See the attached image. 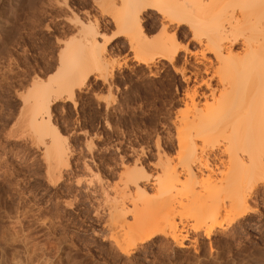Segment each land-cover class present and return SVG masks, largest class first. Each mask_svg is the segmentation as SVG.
I'll list each match as a JSON object with an SVG mask.
<instances>
[{
  "label": "rangeland",
  "instance_id": "374dc122",
  "mask_svg": "<svg viewBox=\"0 0 264 264\" xmlns=\"http://www.w3.org/2000/svg\"><path fill=\"white\" fill-rule=\"evenodd\" d=\"M95 1L101 2L0 0V264H11L15 254L19 264L40 260L45 264H264V194L257 199L255 192L248 210L233 219L227 229L225 221L208 241L202 232L191 231V220L188 224L184 220L181 227L176 216V232L186 234L185 243L191 241L193 250L173 247L170 236L155 235L139 241L136 248L131 247L133 254L129 251L125 257L114 241L118 234L114 228L116 237L113 239L111 232L110 239L109 225L115 222L110 220V207L122 200L129 211L136 210L130 201L137 193L122 185L124 168L142 171V183L149 185L160 172L157 158L175 156L176 128L187 112L188 95L195 89V102L204 100L200 93L207 89L200 82L212 73L215 61L200 56L187 25H168L161 14L148 10L142 17L144 40L153 46L170 40L174 33L177 50L170 62L157 54L148 62H140L141 53L135 51L138 47L117 35L107 15L98 17ZM93 16L100 22L99 51L106 58L107 74H92L82 87L75 88L71 100L51 104L50 122L60 138L47 126L35 131L23 108L32 82L55 76L60 50L78 38L74 19L92 21ZM160 23H167L166 33ZM53 29L59 34L52 35ZM238 45H234L235 52ZM116 79L124 81L123 89ZM213 79L215 85L216 77ZM128 113L140 123L152 119L153 128L125 131L120 121ZM94 117V131L81 126ZM55 143L59 155L53 154ZM149 188L145 196L140 193L135 200L144 198L152 207L160 198L152 194H157V189ZM132 213L122 225L125 232L129 231L125 226L141 224L133 222Z\"/></svg>",
  "mask_w": 264,
  "mask_h": 264
},
{
  "label": "bare ground",
  "instance_id": "6f19581e",
  "mask_svg": "<svg viewBox=\"0 0 264 264\" xmlns=\"http://www.w3.org/2000/svg\"><path fill=\"white\" fill-rule=\"evenodd\" d=\"M93 3L98 17L107 15L117 35L125 37L129 45L138 47L132 46L140 51L137 52L141 53L140 62H148L156 54L170 62L177 50L174 33L170 40L153 46L144 40L142 17L148 10L161 14V20H166L168 25H187L192 40L199 46L200 56L215 61L211 75L200 82L207 89L200 93L204 100L195 102L194 97L198 95L195 89L190 92L192 94H186L190 104L187 99V112L176 128L178 148L175 156L158 155L160 172L156 173L155 168L156 175L149 185L142 183L141 179H145L142 171L127 167L123 170L122 185L137 193L135 199L152 185L149 190L157 189V194L153 191L152 194L160 198V202L155 199L150 210L152 207L144 198L141 201L130 199V205L136 209L134 213L122 200L110 207L113 209L110 220H115L109 225L110 239L115 230L118 238L124 233L120 239L115 235L113 239L116 237L117 248L125 257L139 241L145 242L155 235L170 236L173 247L188 250L192 243H185L186 234L176 232L178 222L191 220V231L194 234L202 232V238L208 241L224 227L225 221L227 229L233 219L248 210L258 178L264 180V0H101ZM98 17L92 21H84L86 18L81 17L74 19L78 38L60 50L55 76L32 82V92L23 101V108L28 112V124L35 131L47 126L60 138V132L50 122L51 104L57 100H71L75 88L82 87L92 74H107L104 73L106 58L99 51ZM166 24L162 25L164 33ZM236 43H239L237 52L234 51ZM214 76L216 83L212 85ZM54 147L53 154L59 155L58 144ZM158 203H162L163 208L158 209L155 205ZM128 212L132 213L133 218H130L137 219L133 222L141 224L133 228L125 226L129 230L125 232L122 225L127 223ZM176 216L178 222L174 221ZM221 216L226 219L223 221ZM182 223L179 226H185ZM11 257V264H19L17 254ZM36 264L45 262L40 260Z\"/></svg>",
  "mask_w": 264,
  "mask_h": 264
},
{
  "label": "trees",
  "instance_id": "16d2710c",
  "mask_svg": "<svg viewBox=\"0 0 264 264\" xmlns=\"http://www.w3.org/2000/svg\"><path fill=\"white\" fill-rule=\"evenodd\" d=\"M117 80V84L123 89L124 81L123 80ZM79 114L82 115L81 111V105L78 106ZM96 122V119H91L89 123H82V127H86L90 132L94 131L95 127L94 124ZM154 121L152 119L148 118L145 119L144 123H140L139 120L131 115V113L126 114L120 121V125L125 129L127 132H131L134 129L142 128L146 130H150L153 128Z\"/></svg>",
  "mask_w": 264,
  "mask_h": 264
},
{
  "label": "snow or ice",
  "instance_id": "6c2138e0",
  "mask_svg": "<svg viewBox=\"0 0 264 264\" xmlns=\"http://www.w3.org/2000/svg\"><path fill=\"white\" fill-rule=\"evenodd\" d=\"M68 28L67 26H65V31H67ZM59 33L56 32L54 29L52 31V35H58ZM254 191L256 193L257 199H259L261 197L262 194H264V182L257 184L254 188Z\"/></svg>",
  "mask_w": 264,
  "mask_h": 264
}]
</instances>
